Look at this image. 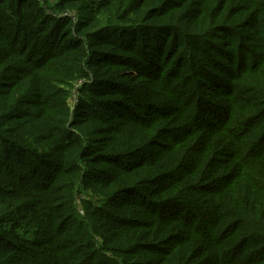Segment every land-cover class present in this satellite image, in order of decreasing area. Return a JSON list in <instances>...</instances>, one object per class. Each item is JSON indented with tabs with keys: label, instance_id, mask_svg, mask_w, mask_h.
<instances>
[{
	"label": "trees",
	"instance_id": "1",
	"mask_svg": "<svg viewBox=\"0 0 264 264\" xmlns=\"http://www.w3.org/2000/svg\"><path fill=\"white\" fill-rule=\"evenodd\" d=\"M37 1L0 0V264H264V0H105L77 20L75 0ZM111 31L143 67L112 58L130 48ZM79 81L81 117L146 129L141 147L124 124L74 132L60 92ZM100 182L117 184L97 235L74 197Z\"/></svg>",
	"mask_w": 264,
	"mask_h": 264
},
{
	"label": "rangeland",
	"instance_id": "2",
	"mask_svg": "<svg viewBox=\"0 0 264 264\" xmlns=\"http://www.w3.org/2000/svg\"><path fill=\"white\" fill-rule=\"evenodd\" d=\"M56 1L57 0H47L46 7L53 6ZM104 1L105 0H90L91 3L86 4V3H84V2H86V0H75V3L73 5L74 9L70 12L69 16H72L74 18V20H77L79 14H80V11L78 9L84 8V7L85 8H87V7H94L95 8L97 6V5H95L96 3L97 4L99 2L104 3ZM106 2H107V0H106ZM37 3L42 6L43 0H38ZM87 5H89V6H87ZM124 6L126 7V5H124ZM117 11H118L117 7H115L112 10V13L116 14ZM137 19H138V23H140V25H142V26L149 25V23H150V22H144V19H142V17H137ZM156 22H162V21L156 20ZM119 25L120 24L117 23V26H119ZM11 32H14V31H11ZM107 34H109L107 37L108 39L114 38L117 42H120L123 46H127V48H130L129 51H124L125 49H123V48H119L117 46H114V48H113L112 45L107 44L105 49H107V51H109V53L112 54V58H113V56H117V55L129 56L131 58V60H133L132 62L136 63V66L134 67L136 70H138L137 66H139V67L144 66L141 64L143 62L142 57L138 56L137 54H139V52H145V53L149 54V52L145 49V47L140 48L139 50H138V48H132L131 49L130 45H131V42L133 40L132 31H128L127 33H121V32H118V33L115 32L114 33V31H111ZM141 35H139L137 33V36L134 38L136 40L135 46L145 44L144 41H146L147 38L145 39L144 35L143 36H141ZM164 48L168 49L169 43H167L164 46ZM168 51H170V50H168ZM168 51H166V50L163 51V54L164 55L167 54L168 57H171L172 52L168 53ZM117 60H119V59H117ZM178 65L180 66V63H178ZM121 67H122V65H121ZM121 67H119L118 70H121ZM106 68H107V65L104 64L102 67H100V72H103ZM123 70H124V72L127 71L125 66H123ZM15 72H16L15 70L11 71L10 68L7 69V74H9L8 76H10V74H12V73L14 74ZM100 72L98 73V75H100ZM121 75H123V74H121ZM93 76L94 77H92V78H95V76H97V75L93 74ZM82 85H83L82 81L73 82L72 88L61 87V90H63V92H60V94L65 92V95H66L65 101H66L67 107L69 109V114H70L68 116V123L69 124L76 123V122H79V120L85 119V121H80L79 127H75L74 132L79 131L80 133L85 134L89 138H101L103 136H107L106 133L104 135L102 132H106L107 130H109V129H107L108 123H110L109 126H112V125L113 126H115V125L120 126V125L124 124L123 127L126 128V135L124 137H122V140H124L127 136H129V140L131 141V145L134 144V146H135V144H136L137 146L141 147L142 145L140 146V144H139L140 142L142 144L141 139L145 142L146 141V135H147V137H149V133L146 131V129H143L141 127H139V128L135 127L131 123H127L123 120L120 121L119 119L109 118L108 123L104 124L105 121H93V120L89 119V116L88 117H81L83 113H81L80 109H78V110L76 109V105H78V103L80 102L79 100L87 99V97H90V96L94 97L92 95H89L88 93H86L85 95H83V93L81 94L80 88L82 87ZM63 97L64 96L60 97V99H55V102L60 104L61 100H64ZM87 110L89 111V109H87ZM87 114L88 115L91 114V111H90V113H87ZM105 125H106V127H104V129H103V126H105ZM123 143H125L127 147H130L127 142H123ZM150 148H151V145L148 147V149H150ZM27 158H28V160H33L31 155H28ZM131 160L133 162H138L139 158L134 157ZM84 166H85V164H84ZM84 166H82V168ZM95 167L96 168H99V167L103 168L102 165H96ZM110 168L111 167H109L108 169H110ZM116 184L117 183H114V182L113 183H106V185H104V182H100V184L91 183V184H89V188H87V190L84 189L85 187L82 184H79L77 186L76 190L80 191L81 194H77L74 197V205H75L74 207H75V210H77V214L75 215L76 220L77 221L78 220H84V223L90 225V227H89L90 229L93 228L94 223L97 222L99 218H96V216L94 217L92 215L95 214V210L97 211L98 208H100V206L103 207V205H104V204H102V201H103L102 198L103 197L101 194L109 186L112 189V188H114V186ZM115 205H116V203H115ZM117 206H120V205H117ZM117 206L115 207L112 205V206L107 207L109 210L114 211L113 212L114 216H119L120 218H125V217H127V218L132 217L133 218V217H137V216H135V213L140 214L136 207L126 205V206H121L118 208ZM111 216L114 217L113 215H111ZM93 230H94V228H93ZM94 231H95V233H97V235L101 234L97 231L96 228ZM19 235H20V238H25V239L30 238L29 234H25L23 232H19ZM97 235L95 234L94 237L98 241V245H102V243H100V241H101L99 238L100 236L98 237ZM46 246H48V245H46ZM24 264H26V263H24Z\"/></svg>",
	"mask_w": 264,
	"mask_h": 264
}]
</instances>
